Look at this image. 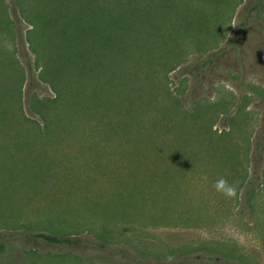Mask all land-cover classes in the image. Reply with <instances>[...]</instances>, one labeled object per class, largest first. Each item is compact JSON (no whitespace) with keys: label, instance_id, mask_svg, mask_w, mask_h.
Here are the masks:
<instances>
[{"label":"rangeland","instance_id":"rangeland-1","mask_svg":"<svg viewBox=\"0 0 264 264\" xmlns=\"http://www.w3.org/2000/svg\"><path fill=\"white\" fill-rule=\"evenodd\" d=\"M258 132L264 0H0V264H264Z\"/></svg>","mask_w":264,"mask_h":264},{"label":"trees","instance_id":"trees-1","mask_svg":"<svg viewBox=\"0 0 264 264\" xmlns=\"http://www.w3.org/2000/svg\"><path fill=\"white\" fill-rule=\"evenodd\" d=\"M33 87H36V86L34 85ZM178 102H179V99H178ZM103 117L104 116H101V117H99V119L103 120ZM126 120H125V122L129 123V122H131L132 119H126ZM251 138H253V141L255 142V144H253V145L255 146V149H256L255 154H252V158H253L255 163H258L264 155L263 154L264 153V132H260V133L258 132V134L254 135V137H250V139ZM253 141H251L250 146L253 143ZM250 146H249V151H251ZM172 149H173V146H172ZM172 149L168 152V154L171 155ZM173 153H179V152L173 151ZM181 153H184V150H180V154ZM252 153H253V151H252ZM34 236L41 237V238L45 239L46 241L53 243V244H63V243L71 242L70 238L60 237V235L48 234L45 232L36 233V234H34Z\"/></svg>","mask_w":264,"mask_h":264},{"label":"clouds","instance_id":"clouds-1","mask_svg":"<svg viewBox=\"0 0 264 264\" xmlns=\"http://www.w3.org/2000/svg\"><path fill=\"white\" fill-rule=\"evenodd\" d=\"M202 180L207 181V175L201 177ZM212 187L214 190L224 196L225 198H234L237 194L236 187L233 184H230L227 179L224 177H219L213 182ZM173 257H167V260L171 262Z\"/></svg>","mask_w":264,"mask_h":264}]
</instances>
